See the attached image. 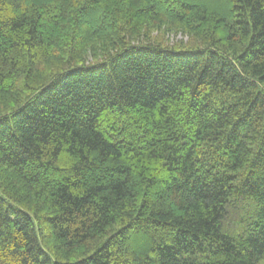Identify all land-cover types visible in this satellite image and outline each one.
<instances>
[{"label":"trees","instance_id":"trees-1","mask_svg":"<svg viewBox=\"0 0 264 264\" xmlns=\"http://www.w3.org/2000/svg\"><path fill=\"white\" fill-rule=\"evenodd\" d=\"M0 264H264V0H0Z\"/></svg>","mask_w":264,"mask_h":264},{"label":"rangeland","instance_id":"rangeland-1","mask_svg":"<svg viewBox=\"0 0 264 264\" xmlns=\"http://www.w3.org/2000/svg\"><path fill=\"white\" fill-rule=\"evenodd\" d=\"M167 37L169 38V41H176L177 39L182 38V36L177 35L176 37H174V35H167ZM186 40V37H183Z\"/></svg>","mask_w":264,"mask_h":264}]
</instances>
